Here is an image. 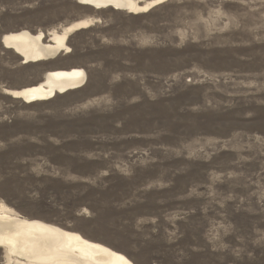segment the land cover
<instances>
[{
    "label": "rangeland",
    "instance_id": "1",
    "mask_svg": "<svg viewBox=\"0 0 264 264\" xmlns=\"http://www.w3.org/2000/svg\"><path fill=\"white\" fill-rule=\"evenodd\" d=\"M85 19L55 62L83 69L81 88L33 104L4 93L48 66L21 64L3 35ZM1 201L133 264H264V0L138 15L0 0Z\"/></svg>",
    "mask_w": 264,
    "mask_h": 264
},
{
    "label": "bare ground",
    "instance_id": "2",
    "mask_svg": "<svg viewBox=\"0 0 264 264\" xmlns=\"http://www.w3.org/2000/svg\"><path fill=\"white\" fill-rule=\"evenodd\" d=\"M80 6L93 11L112 9L127 14L147 13L165 0H75ZM93 19H85L59 30L35 34L27 30L8 33L1 37V45L21 59V64H45L47 70L41 81L18 90L4 93L25 104L42 103L66 95L85 84V71L81 68L62 69L55 64L60 56L69 55L67 41L70 35L86 30ZM0 248L5 262L14 264H133L122 254L88 241L77 233L36 220H28L0 202Z\"/></svg>",
    "mask_w": 264,
    "mask_h": 264
}]
</instances>
